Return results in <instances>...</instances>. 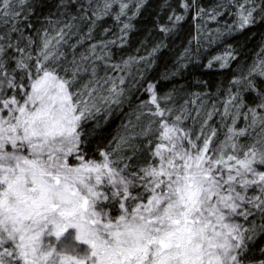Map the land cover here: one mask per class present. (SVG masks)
I'll return each instance as SVG.
<instances>
[{"label": "snow or ice", "instance_id": "6c2138e0", "mask_svg": "<svg viewBox=\"0 0 264 264\" xmlns=\"http://www.w3.org/2000/svg\"><path fill=\"white\" fill-rule=\"evenodd\" d=\"M151 8L0 0V264H264V0Z\"/></svg>", "mask_w": 264, "mask_h": 264}, {"label": "trees", "instance_id": "16d2710c", "mask_svg": "<svg viewBox=\"0 0 264 264\" xmlns=\"http://www.w3.org/2000/svg\"><path fill=\"white\" fill-rule=\"evenodd\" d=\"M152 4V8L149 10V15L145 18V21H141V28L148 27L151 28L150 23H146V21H151L153 17L156 15H160L162 18L165 15L166 12V5L171 4L173 7H176L178 4V0H150ZM201 4H203L205 7L211 6L214 2V0H199ZM194 22L189 17L188 21L184 25V29L181 33V38H184L187 36L189 32H194ZM144 35L143 32L137 34L132 43V47L128 49L129 52L133 51L136 47V40L142 38ZM235 40L244 43L247 45V52L249 58H253L255 51L258 50V46L261 44L262 41H264V26L257 27L255 29H251L249 31H246L243 34L237 35L234 37ZM211 52L218 51L216 47H213L210 49ZM160 71H163V67L159 69ZM198 80H205L209 82V85L212 87L213 90L218 86V83H224L226 80V77L222 75L220 72L216 70H209L207 68H199L194 69L192 74L185 75L184 79H179V84L184 86H191L192 91H198L201 90V86L197 84ZM168 85L165 86V90H167ZM147 94L145 93L140 98H146ZM119 119L115 120L114 122L106 125L104 129L102 130L101 134L96 137L98 141L101 143H107L108 139L111 138V134L114 133L116 130Z\"/></svg>", "mask_w": 264, "mask_h": 264}]
</instances>
